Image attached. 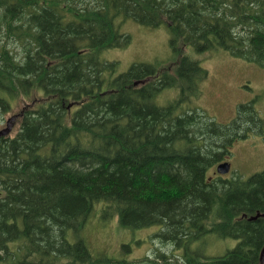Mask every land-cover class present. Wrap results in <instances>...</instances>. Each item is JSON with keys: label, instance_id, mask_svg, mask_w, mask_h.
Wrapping results in <instances>:
<instances>
[{"label": "trees", "instance_id": "obj_1", "mask_svg": "<svg viewBox=\"0 0 264 264\" xmlns=\"http://www.w3.org/2000/svg\"><path fill=\"white\" fill-rule=\"evenodd\" d=\"M116 20L164 26L174 62L118 72L100 57L130 44ZM188 48L264 69V0H0V119L34 86L44 98L0 138V264H146L99 255L86 235L97 218L158 227L176 254L148 264H259L264 170L208 172L238 140L263 136L264 118L256 100L228 123L196 106L208 71ZM212 236L237 243L191 250Z\"/></svg>", "mask_w": 264, "mask_h": 264}, {"label": "rangeland", "instance_id": "obj_2", "mask_svg": "<svg viewBox=\"0 0 264 264\" xmlns=\"http://www.w3.org/2000/svg\"><path fill=\"white\" fill-rule=\"evenodd\" d=\"M82 4V2L80 3ZM120 33L131 38L130 44L123 49L116 48L103 51L101 59L118 63V72H126L132 64L148 63L163 64L167 67L175 60V55L168 45V33L164 26L149 28L141 26L132 20H116ZM187 54L197 59L200 65L208 71L204 80L201 94L193 99L195 105L220 123H228L235 115L240 104L253 99L258 117H264V69L253 63L230 56L223 50L198 54L191 48ZM10 110L0 119V130L4 128L6 120L18 115L22 109L34 107L43 101V95L36 87H32L28 95L19 94ZM176 97V91H165L158 102L166 104L167 100ZM19 116L15 120L11 134L19 127ZM231 155L227 157L230 164L229 173L222 178L239 177L247 179L255 173L264 170V135H250L238 140L230 147ZM217 166V165H216ZM216 166L208 172V177H217ZM157 227L138 230L122 228L116 219L102 222L93 220L86 230V235L94 250L102 256L118 259L136 260L148 264L156 251L163 252L173 260L176 254L174 246L162 243L153 235ZM236 241L209 237L204 243H197L191 250L200 251L210 257L218 256L232 249ZM182 256V255H181Z\"/></svg>", "mask_w": 264, "mask_h": 264}, {"label": "water", "instance_id": "obj_3", "mask_svg": "<svg viewBox=\"0 0 264 264\" xmlns=\"http://www.w3.org/2000/svg\"><path fill=\"white\" fill-rule=\"evenodd\" d=\"M138 82H136L135 84H137ZM18 115H14L13 117H10L9 119L6 120L5 126L4 128H2L0 130V136L3 135H9L13 125L15 123V120L17 119ZM230 170V165L227 162H223L219 165H217L216 167V173L220 174V175H224L227 174ZM260 214L257 213L255 216H252L249 218V220H255ZM263 216V215H262ZM259 264H264V246L260 249L259 251Z\"/></svg>", "mask_w": 264, "mask_h": 264}, {"label": "bare ground", "instance_id": "obj_4", "mask_svg": "<svg viewBox=\"0 0 264 264\" xmlns=\"http://www.w3.org/2000/svg\"><path fill=\"white\" fill-rule=\"evenodd\" d=\"M167 72H168V71H167ZM168 74H169V73H168ZM165 75H166V74H165ZM140 84H144V81H141ZM5 136H7V135L0 136V138H1V137H5ZM223 162H224V161L218 163L217 165H219V164H221V163H223ZM248 219H249V218H248ZM180 229H181V228H180ZM185 243H186V242H185ZM185 245H186V244H185Z\"/></svg>", "mask_w": 264, "mask_h": 264}, {"label": "flooded vegetation", "instance_id": "obj_5", "mask_svg": "<svg viewBox=\"0 0 264 264\" xmlns=\"http://www.w3.org/2000/svg\"><path fill=\"white\" fill-rule=\"evenodd\" d=\"M71 107H72V106H71ZM71 107H70V108H71ZM70 108H68V109H70Z\"/></svg>", "mask_w": 264, "mask_h": 264}]
</instances>
